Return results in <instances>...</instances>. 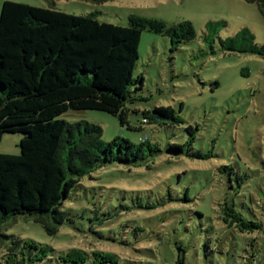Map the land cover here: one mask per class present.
Returning a JSON list of instances; mask_svg holds the SVG:
<instances>
[{"label": "rangeland", "instance_id": "374dc122", "mask_svg": "<svg viewBox=\"0 0 264 264\" xmlns=\"http://www.w3.org/2000/svg\"><path fill=\"white\" fill-rule=\"evenodd\" d=\"M11 1L74 14L96 12L100 20L121 25L132 13L167 24L189 20L196 36L171 49L167 35L143 30L134 71L143 75V87L132 92L136 100L128 104L140 110L172 105L183 123H141L140 112H131V124L141 129H128L102 110L62 115L99 124L104 142L117 136L138 142L146 136L160 152L139 165L107 162L83 177L60 207L67 214L56 234H47L31 218L13 221L8 233L50 245V264H63L59 255L71 248L118 255V264H245L252 252L258 262L264 260V58L224 50L219 42L248 28L253 41L263 43L264 17L257 5L245 0ZM208 21L225 23L213 35L212 47L204 40ZM187 125L197 126L193 150L210 157L168 150L170 143L187 140ZM21 136L2 133L0 152L18 154ZM223 165L230 169H220ZM225 203L259 226L252 231L227 226ZM92 206L116 215L90 231Z\"/></svg>", "mask_w": 264, "mask_h": 264}, {"label": "trees", "instance_id": "16d2710c", "mask_svg": "<svg viewBox=\"0 0 264 264\" xmlns=\"http://www.w3.org/2000/svg\"><path fill=\"white\" fill-rule=\"evenodd\" d=\"M102 3L105 0H83ZM255 3L264 17V0ZM128 24L100 20L96 12L74 14L54 7H39L4 0L0 9V132L22 134L18 154L0 152V264H50L48 244L8 233L18 218H31L49 235L57 233L66 212L60 207L81 179L117 161L139 165L160 152L157 143L140 137L102 140V127L86 120L68 121L69 110L95 109L115 116L128 129H141L129 120L141 114V123L178 125L184 120L172 105L138 109L134 90L143 87V75L135 76L141 32L167 35L171 49L194 39L189 20L172 24L159 18L129 14ZM224 21H208L204 40L212 47L213 35ZM212 34V36H210ZM224 50L253 53L264 58V42L257 44L248 28L219 38ZM184 143H170L168 150L193 158L210 153L193 150V131ZM220 169H230L223 165ZM116 212L91 207L89 230L104 225ZM223 221L240 231L259 225L246 220L232 205L224 204ZM136 229H140L137 227ZM117 255V254H116ZM108 252L71 248L59 255L63 264H118ZM245 264H264L252 252ZM180 261V256L175 260Z\"/></svg>", "mask_w": 264, "mask_h": 264}, {"label": "water", "instance_id": "95a60500", "mask_svg": "<svg viewBox=\"0 0 264 264\" xmlns=\"http://www.w3.org/2000/svg\"><path fill=\"white\" fill-rule=\"evenodd\" d=\"M3 133V131L0 132V138H1V134Z\"/></svg>", "mask_w": 264, "mask_h": 264}]
</instances>
